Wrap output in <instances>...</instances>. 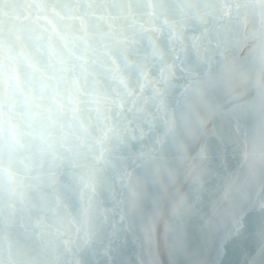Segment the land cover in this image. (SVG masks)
<instances>
[{
	"label": "clouds",
	"instance_id": "obj_1",
	"mask_svg": "<svg viewBox=\"0 0 264 264\" xmlns=\"http://www.w3.org/2000/svg\"><path fill=\"white\" fill-rule=\"evenodd\" d=\"M221 79L264 184V0H0V264H111Z\"/></svg>",
	"mask_w": 264,
	"mask_h": 264
},
{
	"label": "water",
	"instance_id": "obj_2",
	"mask_svg": "<svg viewBox=\"0 0 264 264\" xmlns=\"http://www.w3.org/2000/svg\"><path fill=\"white\" fill-rule=\"evenodd\" d=\"M239 90L227 79L215 83L203 108L205 128L183 130V146H165L167 170L162 180L145 177L138 224L111 264H264V184L246 181L230 118ZM151 223L154 239L146 248L139 225Z\"/></svg>",
	"mask_w": 264,
	"mask_h": 264
}]
</instances>
